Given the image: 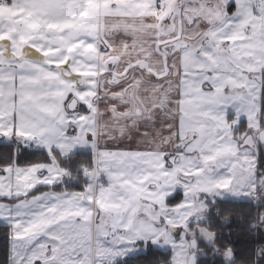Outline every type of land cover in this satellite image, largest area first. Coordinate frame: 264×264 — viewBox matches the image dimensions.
Instances as JSON below:
<instances>
[{
	"label": "snow or ice",
	"instance_id": "1",
	"mask_svg": "<svg viewBox=\"0 0 264 264\" xmlns=\"http://www.w3.org/2000/svg\"><path fill=\"white\" fill-rule=\"evenodd\" d=\"M0 264H264V0H0Z\"/></svg>",
	"mask_w": 264,
	"mask_h": 264
}]
</instances>
